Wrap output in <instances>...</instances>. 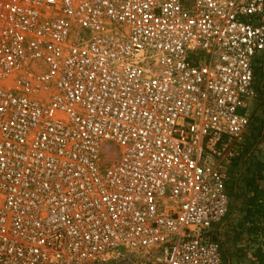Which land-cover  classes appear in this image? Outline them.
<instances>
[{"label":"built area","instance_id":"obj_1","mask_svg":"<svg viewBox=\"0 0 264 264\" xmlns=\"http://www.w3.org/2000/svg\"><path fill=\"white\" fill-rule=\"evenodd\" d=\"M262 65L264 0H0V264H224Z\"/></svg>","mask_w":264,"mask_h":264},{"label":"trees","instance_id":"obj_2","mask_svg":"<svg viewBox=\"0 0 264 264\" xmlns=\"http://www.w3.org/2000/svg\"><path fill=\"white\" fill-rule=\"evenodd\" d=\"M261 128L264 131V125H261ZM243 153L241 154L245 155ZM254 156L255 154L251 153L241 164H236L243 172L238 173V170H235L232 177L228 178L230 186H227L229 213L239 212L226 222V225L231 227L230 240L243 242L239 249H227L229 252L234 249L237 254L235 259L245 260L247 264L264 262V164L253 161ZM225 258L223 257L224 262Z\"/></svg>","mask_w":264,"mask_h":264},{"label":"rangeland","instance_id":"obj_3","mask_svg":"<svg viewBox=\"0 0 264 264\" xmlns=\"http://www.w3.org/2000/svg\"><path fill=\"white\" fill-rule=\"evenodd\" d=\"M264 66L258 67L256 69V91L257 97L252 100H248L245 103V107L242 109L247 113V116L250 120L249 127L240 140H222V142L218 143L217 146L206 150V154L208 157H212L211 159L219 163L224 171L227 173L228 178L232 177V174L235 170H238V173H242L239 164H241L242 160H245L250 156L251 153H254L253 161H260L264 164V131L261 128V125H264ZM263 123V124H262ZM259 131L260 135H259ZM212 151L220 152L221 156L214 155ZM245 153H243V152ZM233 154V157L229 156V154ZM241 153L245 154L242 155ZM262 158V159H261ZM238 164V165H236ZM235 166H238L235 168ZM227 179V186H230ZM229 184V185H228ZM239 212L229 213L225 221L215 227L213 234L211 237L216 238L217 241L220 242L222 246V254L223 257H226V261L224 264H247V261H241L239 263L238 259H235L237 255L234 253V249L232 252H229L227 248H236L239 249L242 245V241L232 242L230 240V228L226 224L227 220L233 218L234 215ZM231 226V225H230ZM229 236V237H228ZM228 246H227V244ZM233 246V247H232ZM224 261V259H223Z\"/></svg>","mask_w":264,"mask_h":264},{"label":"crops","instance_id":"obj_4","mask_svg":"<svg viewBox=\"0 0 264 264\" xmlns=\"http://www.w3.org/2000/svg\"><path fill=\"white\" fill-rule=\"evenodd\" d=\"M240 113H242V114H246L247 115V113L243 110V109H241L240 110ZM262 159V158H261ZM262 160H264V159H262ZM241 261H239V263H240ZM245 264V263H244Z\"/></svg>","mask_w":264,"mask_h":264}]
</instances>
